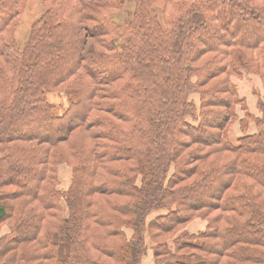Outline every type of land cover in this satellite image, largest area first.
I'll return each instance as SVG.
<instances>
[{
	"label": "trees",
	"instance_id": "1",
	"mask_svg": "<svg viewBox=\"0 0 264 264\" xmlns=\"http://www.w3.org/2000/svg\"><path fill=\"white\" fill-rule=\"evenodd\" d=\"M28 2L0 0V264H142L147 237L155 264H264V99L232 80L264 86V0H41L21 43Z\"/></svg>",
	"mask_w": 264,
	"mask_h": 264
},
{
	"label": "rangeland",
	"instance_id": "2",
	"mask_svg": "<svg viewBox=\"0 0 264 264\" xmlns=\"http://www.w3.org/2000/svg\"><path fill=\"white\" fill-rule=\"evenodd\" d=\"M131 1H127L124 6V10L121 13H118L116 16L121 23H124V20L129 17V13L131 11V7L134 4ZM128 8V9H127ZM127 9V10H126ZM42 13V5H41V0H29L26 9L23 13L21 22L19 24V28L17 30V39L19 42H23V40L26 38L28 34V29L30 26V23L38 17ZM233 82L237 85L239 94L242 98H245L247 100V105L250 110V112L255 115V117H260L262 115L260 109L258 108L257 102H258V97H261L264 99V86L259 79V77L255 74H245L241 79L232 77ZM48 99L50 102H52L54 105L57 107V113H61L66 107H67V101L66 97L64 94L60 93H53L48 96ZM191 99L194 100L196 105H199V98L197 95H192ZM238 116L240 118L244 117V113L241 110H238ZM250 126L248 127L247 133L253 134L257 132V127L254 123V121H250ZM194 124V123H193ZM239 122L236 121L229 132V139L230 141L238 145V137L242 136L240 127H239ZM71 173L72 169L66 165V163L62 162L59 163L58 165V190H66L68 189L70 183H71ZM157 215V212H153L152 215H149V220ZM195 220V219H194ZM199 221H205L203 219H196ZM192 222V221H191ZM207 222V221H205ZM125 230V235L127 237L132 236V229L130 228H123ZM8 231V226L3 225L0 230V237L4 234L7 233ZM153 244L152 247L155 246V244L150 240V237H147L146 243ZM148 245V244H147ZM149 249V248H148ZM148 251V250H147ZM154 251V248H153ZM147 256V253L146 255ZM144 256V257H145Z\"/></svg>",
	"mask_w": 264,
	"mask_h": 264
},
{
	"label": "crops",
	"instance_id": "3",
	"mask_svg": "<svg viewBox=\"0 0 264 264\" xmlns=\"http://www.w3.org/2000/svg\"><path fill=\"white\" fill-rule=\"evenodd\" d=\"M156 212H157V215L152 217L150 220L148 218L149 221H151L152 219L156 218L157 216L165 213L164 211H159V212L156 211ZM206 225H207V222H205V221L202 222V221L195 219L191 223L188 224L186 230L189 231L191 234H197V233L203 231L206 228ZM147 244H148L149 249L147 251V256L143 257V259H142V264H155V262H154V251H153V247H152L153 244L148 243V240H147Z\"/></svg>",
	"mask_w": 264,
	"mask_h": 264
}]
</instances>
